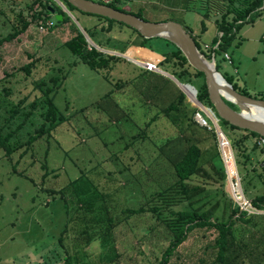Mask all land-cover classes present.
Here are the masks:
<instances>
[{"label": "rangeland", "instance_id": "374dc122", "mask_svg": "<svg viewBox=\"0 0 264 264\" xmlns=\"http://www.w3.org/2000/svg\"><path fill=\"white\" fill-rule=\"evenodd\" d=\"M53 1L66 11L61 0ZM191 1L193 4L188 9L173 0H121L118 5L127 12L142 11L148 21H178L206 49L215 48L216 44L212 43L219 36L215 19L220 15L217 0H210L205 18L206 0ZM41 8L35 0H0V38L28 23L17 37L0 45V131L4 137L7 135V144L12 149L6 153L0 147V264H99L101 260H110L109 264H157L168 245L169 232L150 212L126 218L121 212L154 204L155 199L151 200L154 192L175 182L173 164L190 143L203 149L200 162L211 175L209 179H193L194 183L205 186L193 204L201 211L210 210L213 217L227 220L231 201L237 202L230 186L236 177L245 175L243 198L247 202L250 203L248 197L264 192L257 176L263 171L264 147L258 144V138L244 131L223 130L209 107L191 100V95L197 96L202 78L190 76L196 93L191 87L186 92L184 84L182 90L167 75H172L170 71L176 68V63L162 57L157 58L158 71L142 73L128 52L139 48L136 33L117 24L106 31L107 23L93 15L66 11L70 22L42 31L39 29L42 15L32 19L33 13ZM48 20L54 24L52 17ZM73 23L84 33L88 48L95 44L99 51L118 59L99 70L88 67L64 46L76 33ZM82 27L94 29L93 40ZM98 41L100 46L95 43ZM149 43L161 52V40L152 39ZM233 44L225 52L230 62L219 53L208 60L214 59L220 72L232 75L252 97L263 96L264 10L253 23L243 24ZM140 51L143 57H149V52ZM31 60L33 66L26 73L23 65ZM53 78L58 81L53 82ZM48 87H52L50 95L54 96L63 120L50 134H38L36 129L42 123L46 127L49 124L43 95ZM181 94L183 99L179 101ZM172 103L176 108L165 111ZM215 128L227 140L244 137L248 159L239 157L241 164L237 165L229 140V145L220 146ZM36 133V139L27 142ZM228 146L236 167L232 179L224 159ZM211 159L224 169V179L213 170ZM76 180L83 182L78 192L84 191L94 199L95 209L105 204L122 218L115 227L114 252L98 242L88 246L78 241L77 246L78 221L68 224L61 236L67 216L58 191ZM70 188L64 191L73 214ZM102 192L108 195L103 197ZM179 207L188 209L190 205L182 201ZM248 209L252 214L250 223L238 222L235 226L252 255H256L260 248L258 239L264 233V211L252 206ZM214 236L212 229L193 230L169 264L211 261ZM60 237L69 249L68 261ZM252 263L264 264V258L255 262L252 256L245 257V264Z\"/></svg>", "mask_w": 264, "mask_h": 264}, {"label": "trees", "instance_id": "16d2710c", "mask_svg": "<svg viewBox=\"0 0 264 264\" xmlns=\"http://www.w3.org/2000/svg\"><path fill=\"white\" fill-rule=\"evenodd\" d=\"M35 1L41 4L42 10L35 11L33 13V20L37 19L39 17V14L42 15V22H45V20L52 17L54 19V24L50 27L51 29H53L56 25L64 24L71 21L67 12L64 11L60 6L56 5L53 0ZM61 1L65 4L67 10L72 14L74 11H78L86 15H93L96 18L103 20L107 23V27L105 28L106 31H109L114 24L131 29L134 33H136L139 38V42L137 44L138 47L147 48L154 52H159L164 61H174L176 63V68L172 69L170 73L179 81L193 84L190 79V76L202 78L203 81L201 85L197 87L196 97L198 101H200L202 104L206 105L212 111L215 112V109L208 97L207 87L204 81V74L201 71L194 69L187 62V59L175 44L161 37L144 38L142 35L139 34L137 30L122 22L109 19L101 15L82 12L70 3H68L66 0ZM95 1L100 2L99 0ZM120 2L121 0H113L110 3H107V5L121 11H126L118 5ZM179 2L182 3L183 9H188L193 4L191 0H173V3L179 4ZM217 2V6L220 8V15L218 18L215 19V26L219 32V36L215 38L212 43L213 46L216 44L215 48L210 47L209 49H206L203 44L197 42L195 36L192 34V31L187 26L182 24L184 29L192 35L198 50L207 59H210L213 53L214 56L216 55V53H219L223 57V54L232 45H234L233 41L235 40L237 33L239 32L243 24L253 23L256 18L261 15L262 10H264V0H217ZM51 3L53 5H51ZM205 3L207 5V10L203 13L204 18L208 16V10H210L209 7L211 6L210 0H206ZM31 7L32 6H30V8ZM50 8L53 9V13L50 12ZM130 13L140 18H143L142 11L140 10L137 12ZM54 14H61L63 16L62 20H56ZM27 26L28 23H24L20 29L7 34L5 37L0 38V45L4 42L13 40L15 37L18 36V34L23 32V30H25ZM73 26L76 33L69 40L65 41L64 46H66L71 51V53L79 57L88 67L93 70H99L101 68L107 67L110 61L118 59L117 56L109 54L106 55L95 47L88 48V42L84 33H82L74 23ZM82 28L84 29L85 33L93 40V38L95 37L93 31L94 29L91 27ZM152 39L162 41L163 48L161 52L149 43V41ZM95 43L99 46L101 45L99 41ZM33 63L34 60H31L29 63L23 65V70L26 73H29L31 67L33 66ZM216 68L219 70L218 63H216ZM140 69L142 70V73H154L145 71L142 68ZM223 76L229 83L233 85L234 89L237 92L247 96H251L244 88H241L239 86V84L232 75L223 74ZM52 80L53 82L58 81L57 78H53ZM166 80L168 81V79ZM54 85L56 84L54 83ZM183 86L186 89V92H189V86ZM51 91L52 87H48L46 90L43 91L44 102L47 106L45 117L47 120H49V124L46 127L45 123H42L40 127L36 129L38 134H42L44 132L50 134L51 131L54 130L63 120V117L59 114V110L53 101L54 96L50 95ZM178 98L179 101H181L183 99V95H179ZM253 98L264 99V95L259 97L255 96ZM227 103L232 108L236 110L238 109L237 106L233 103L228 101ZM171 108L175 109L176 105H174L173 103L170 104L166 107L165 111H168ZM218 121L220 127L223 130H225L226 128L231 130H240L246 132V134L251 137H261L259 134L253 131L236 127L221 118H219ZM211 132L215 136V132L212 129ZM37 133L35 135H31L28 138L27 142H33L37 137ZM6 140L7 135L4 137L0 131V147L4 148L6 150V153H9L12 151V149L7 144ZM228 140L234 153L236 164L240 165L241 162L239 157H244L245 159H248V155L245 153V138H228ZM254 146L258 147L256 143L254 144ZM202 154L203 149L198 144L190 143L186 147L181 157L173 164L175 182L163 188H158L154 192L151 200L155 199V203L146 207L140 206L135 209L126 208L121 212V214H125L126 218L134 214L150 212L152 216L161 224H163V226L169 232L170 236L168 245L163 250L159 262L157 264H169V260L175 253L177 248L187 239L189 234L195 229H212L215 232V236L212 239L211 244V248L213 250L212 259L211 261L206 262L204 259H201L199 264H245V257L248 256H252V258H255V262L259 261V259L264 258V233H262L258 239L260 241L259 251H257L256 255H252L254 254L253 251L241 239V237L239 236V230L235 226L238 222L245 224L250 223V221L252 220V214H250L248 210L242 209L237 202L232 200L230 207L231 214L227 220H222L213 217L212 212L210 210L201 211V208L193 205L195 203L194 198L201 194L205 189L204 185L194 183L193 179L196 177H205L207 179L211 178V175L208 170L200 162ZM217 156H219L218 152ZM214 161L215 159H211L210 161L213 170L219 175L221 179H224L226 176L224 169L222 167H217ZM43 167L46 169V172L44 174H47V167L45 165H43ZM257 176L260 182L264 185V165L262 173H258ZM88 179H90V181L92 182L91 178L88 177ZM244 180L245 175L243 177H240V183L243 194L246 195V182ZM82 185L83 182L80 183L79 180H76L74 182L71 181L69 185L65 187L67 188L66 192L68 188L71 187L69 189V192L73 197V214H71L69 211L70 204L69 200L66 198V192L64 191L65 188L62 187L58 191L60 199H62L64 202L65 214L67 216V219L64 223V227L61 231V236L67 231V228L69 226L68 224L73 223V221H78L79 227L77 231H75L77 246L78 241H81L84 245L88 246L94 242H98L102 246H107L110 251L114 252L115 227L121 222L122 218L117 214L111 212L110 207L106 206L105 204L100 205L95 209L92 206V201L94 199H91L90 197L86 196V192L84 193V191L78 192L83 188ZM102 195L103 197H105L108 194L102 192ZM248 199L250 201V205L254 209L264 211V192L250 196L248 197ZM182 201H187L190 207L188 209L180 208L179 206ZM94 210H96L95 213ZM252 225L254 224L252 223ZM59 243L64 248L65 261H68L67 257L70 255L69 249L64 244L62 237L59 238ZM109 263L110 260H101L99 264Z\"/></svg>", "mask_w": 264, "mask_h": 264}, {"label": "water", "instance_id": "95a60500", "mask_svg": "<svg viewBox=\"0 0 264 264\" xmlns=\"http://www.w3.org/2000/svg\"><path fill=\"white\" fill-rule=\"evenodd\" d=\"M66 1L82 12L101 15L122 22L137 30L144 38L161 37L175 44L181 50L187 62L194 69L204 74L208 97L215 109L213 113L217 119L221 118L236 127L253 131L264 138V118L255 113L257 108L264 110V99L253 98L237 92L216 68L214 59L208 60L198 50L192 35L184 29L181 23L174 20L148 21L130 12L115 9L95 0ZM65 10L68 12L66 8ZM50 12L53 13L52 8H50ZM54 17L56 20H62L63 18L61 14H54ZM167 75L178 86L181 84L188 85L196 93L195 87L190 83L178 82L172 75ZM192 101H196L201 105L196 99V95ZM227 101L236 105L238 109L229 106Z\"/></svg>", "mask_w": 264, "mask_h": 264}, {"label": "built area", "instance_id": "2783aa9c", "mask_svg": "<svg viewBox=\"0 0 264 264\" xmlns=\"http://www.w3.org/2000/svg\"><path fill=\"white\" fill-rule=\"evenodd\" d=\"M101 3L107 4L110 3L113 0H99ZM53 25V22L51 20H45V22L40 21V26L39 29L40 30H48L50 29V27ZM92 46L96 47L97 46L95 44H92ZM89 48H91V45L89 46ZM213 58H214V53L212 54ZM224 57L225 59H227L230 62V58L229 56L224 53ZM140 66H142V68L146 71H150V72H156L159 70L158 67V62L157 61H153V60H146V61H141L138 62ZM197 116L199 118H202V116L200 115V113H197ZM218 120V119H217ZM218 135H219V140L222 143H226L229 145L228 140L226 139V137L222 134L220 129L215 128ZM258 144L263 148L264 147V138L263 137H259L258 138ZM230 186H231V191H232V195L234 197L235 200H237V203L240 205V207L242 209L245 210H249L248 206H251L249 202H247L246 200H244L243 198V192H242V188H241V184H240V179L239 177H236V181L234 182H230ZM241 199V202L238 201ZM236 202V201H235Z\"/></svg>", "mask_w": 264, "mask_h": 264}, {"label": "crops", "instance_id": "0c3cea01", "mask_svg": "<svg viewBox=\"0 0 264 264\" xmlns=\"http://www.w3.org/2000/svg\"><path fill=\"white\" fill-rule=\"evenodd\" d=\"M140 49H143V50H145V51H147V52H149V54H147L149 57H147L146 58V56H144L143 57V55H141L140 53H141V51H140ZM128 52H131V55H132V57H133V59H134V61H135V63H136V65L137 66H139L140 68H142V66H140L139 65V63L138 62H141V61H146V60H153V61H157V62H159V59H157V58H161V55L160 54H158L157 52H154V51H152V50H150V49H147V48H141V47H139L138 49H136V48H132L130 51H128ZM149 58V59H148ZM143 69V68H142ZM146 71V70H145ZM150 72V71H149ZM191 97V100H194V95L192 96H190Z\"/></svg>", "mask_w": 264, "mask_h": 264}, {"label": "bare ground", "instance_id": "6f19581e", "mask_svg": "<svg viewBox=\"0 0 264 264\" xmlns=\"http://www.w3.org/2000/svg\"><path fill=\"white\" fill-rule=\"evenodd\" d=\"M180 86V88L183 90V88H182V84L181 85H179ZM255 113H256V115H258V116H260L261 118H264V110H261V109H256L255 110ZM228 149H229V151H228V155H227V158H225L224 157V159H225V162H226V166H227V171H228V176H229V178L230 179H232V177H233V175L236 173V167H235V164H234V160H233V158H232V154H231V151H230V147L228 146ZM222 153H223V155H224V152H223V150H222ZM225 156V155H224ZM227 159H228V161H227ZM231 161V162H230ZM228 162H230V164L228 163Z\"/></svg>", "mask_w": 264, "mask_h": 264}]
</instances>
